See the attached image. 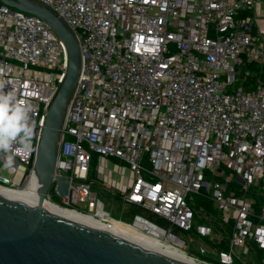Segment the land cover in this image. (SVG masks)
<instances>
[{
    "label": "built area",
    "instance_id": "1",
    "mask_svg": "<svg viewBox=\"0 0 264 264\" xmlns=\"http://www.w3.org/2000/svg\"><path fill=\"white\" fill-rule=\"evenodd\" d=\"M30 1L64 22L80 52L44 201L111 229L156 230L204 264H264V83L236 85L246 62L264 63V31L248 14L256 0ZM0 67L34 124L27 155L11 167L0 155V186L26 189L68 51L43 19L0 2Z\"/></svg>",
    "mask_w": 264,
    "mask_h": 264
},
{
    "label": "water",
    "instance_id": "2",
    "mask_svg": "<svg viewBox=\"0 0 264 264\" xmlns=\"http://www.w3.org/2000/svg\"><path fill=\"white\" fill-rule=\"evenodd\" d=\"M0 2L43 19L68 51L66 74L46 113L35 152L38 202L29 205L0 195V264H183L42 208L54 176L58 129L78 75L79 47L71 30L43 4L30 0ZM56 185L58 194L64 195L67 182L57 178Z\"/></svg>",
    "mask_w": 264,
    "mask_h": 264
},
{
    "label": "bare ground",
    "instance_id": "3",
    "mask_svg": "<svg viewBox=\"0 0 264 264\" xmlns=\"http://www.w3.org/2000/svg\"><path fill=\"white\" fill-rule=\"evenodd\" d=\"M37 178V177H36ZM38 179L37 184L32 185L26 189H12L4 186H0V195L8 197L13 200L21 201L29 205H36L38 202ZM42 208L53 215L60 216L62 218L71 220L73 222L98 228L107 233L123 238L128 242L150 250L172 260L178 261L183 264H204L193 257L187 255V253L181 250L180 243L177 240H165L161 239V233L154 230L152 233L158 234L157 237L138 232L121 225H117L111 229L104 224H100L88 215L81 214L73 209H66L43 200ZM134 232V233H131ZM136 232V233H135Z\"/></svg>",
    "mask_w": 264,
    "mask_h": 264
},
{
    "label": "clouds",
    "instance_id": "4",
    "mask_svg": "<svg viewBox=\"0 0 264 264\" xmlns=\"http://www.w3.org/2000/svg\"><path fill=\"white\" fill-rule=\"evenodd\" d=\"M7 71L0 67V155L4 156V166L11 167L15 156L27 155L31 151L34 136L32 105L21 99L10 82L5 78Z\"/></svg>",
    "mask_w": 264,
    "mask_h": 264
},
{
    "label": "trees",
    "instance_id": "5",
    "mask_svg": "<svg viewBox=\"0 0 264 264\" xmlns=\"http://www.w3.org/2000/svg\"><path fill=\"white\" fill-rule=\"evenodd\" d=\"M242 14H247V11H243ZM242 73L244 72H248V75L247 77H242V76H239L237 82H236V85H241L243 86L244 88H252L256 82V79L258 81H260L261 83H264V63H261V62H258V61H255V60H252L250 62H246L243 66H242ZM197 205L200 206L202 205L203 206V209L205 210V212L207 214L209 213H213V214H216V211L215 209L212 207V204L209 200H201V199H198L197 200ZM197 206V207H198ZM159 220V223L162 224V225H166V223L161 220V219H158ZM202 222H211V223H215L216 224V220H214L213 218H203L201 219ZM175 233L178 232L177 229H174L173 230ZM131 233H134V232H131ZM136 233V232H135ZM224 247H227V245L224 243L223 244ZM214 264H220L218 261H214ZM234 264H240L239 262H236Z\"/></svg>",
    "mask_w": 264,
    "mask_h": 264
},
{
    "label": "crops",
    "instance_id": "6",
    "mask_svg": "<svg viewBox=\"0 0 264 264\" xmlns=\"http://www.w3.org/2000/svg\"><path fill=\"white\" fill-rule=\"evenodd\" d=\"M252 19V28L264 31V0H256L255 5L248 10Z\"/></svg>",
    "mask_w": 264,
    "mask_h": 264
},
{
    "label": "rangeland",
    "instance_id": "7",
    "mask_svg": "<svg viewBox=\"0 0 264 264\" xmlns=\"http://www.w3.org/2000/svg\"><path fill=\"white\" fill-rule=\"evenodd\" d=\"M2 174L3 175H6V171L5 170H3L2 171ZM97 190H98V188H96ZM99 195H100V197L103 199V201H104V203H105V207H106V209H108V210H110V212H111V214L113 215V216H115V217H119V202L118 201H114V200H111L110 199V196H109V193H107V192H100L99 191ZM177 234L180 236V237H182V238H184L185 237V233L184 232H181V231H178L177 232ZM189 246L190 245H188V244H185V249L187 248H189ZM176 247L178 248H180L181 250H183V251H185L183 248H181L180 246H177L176 245ZM188 255V254H187Z\"/></svg>",
    "mask_w": 264,
    "mask_h": 264
}]
</instances>
